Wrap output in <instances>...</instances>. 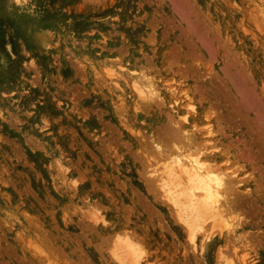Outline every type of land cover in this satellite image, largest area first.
Instances as JSON below:
<instances>
[{"label":"rangeland","instance_id":"rangeland-1","mask_svg":"<svg viewBox=\"0 0 264 264\" xmlns=\"http://www.w3.org/2000/svg\"><path fill=\"white\" fill-rule=\"evenodd\" d=\"M109 63L143 72L159 96L141 99L127 76H108ZM189 101V124L222 127L214 163L246 178L227 184L236 233L211 217L190 227L157 183L177 144L169 127L188 125ZM137 255L264 264V0H0V264H137Z\"/></svg>","mask_w":264,"mask_h":264},{"label":"bare ground","instance_id":"bare-ground-1","mask_svg":"<svg viewBox=\"0 0 264 264\" xmlns=\"http://www.w3.org/2000/svg\"><path fill=\"white\" fill-rule=\"evenodd\" d=\"M50 26V25H49ZM49 29V28H48ZM48 31V30H47ZM153 31V30H152ZM145 32V31H144ZM49 33V32H48ZM153 33V32H152ZM50 34V33H49ZM155 35V34H154ZM147 36L150 37V34H148ZM37 37L40 39V40H46L48 37H47V32L45 29L43 28H40L38 27L37 29ZM150 39V38H149ZM151 40V39H150ZM131 43V42H130ZM153 43V42H152ZM157 44V43H156ZM161 46V45H160ZM149 48V47H148ZM155 48V47H154ZM162 48V47H161ZM158 49V48H157ZM165 51V49H163ZM163 52V51H162ZM152 53H153V50H152ZM157 53V52H156ZM160 53V52H159ZM151 55V54H150ZM163 54H161L162 56ZM147 56V55H146ZM155 56V55H154ZM160 56V55H159ZM169 56V55H168ZM153 57V56H152ZM151 57V58H152ZM140 58V57H139ZM155 58V57H154ZM175 59V58H174ZM148 60V59H147ZM167 60V58H166ZM171 59L169 58V61ZM150 62V59L148 60ZM159 61V60H158ZM168 61V60H167ZM165 61V62H167ZM173 61V59H172ZM147 62V61H146ZM140 63V62H139ZM142 63V62H141ZM161 63V62H160ZM159 63V64H160ZM163 63V62H162ZM151 64V63H150ZM109 66H111V68H109L107 70V74L108 76H115L116 78H120L122 76H127L129 79L128 81L130 82L131 84V88L137 93L138 96H140L141 99L143 100H146V99H153V97H158L159 94H158V90H157V87L155 86V84L153 83L152 80H149L147 79V76L142 74V73H138V74H134L131 70H128V69H122L123 67L121 66L120 68L118 67H115L114 63H109L108 64ZM167 65V64H166ZM147 66V65H146ZM163 66V65H161ZM151 67V66H149ZM154 68V66L152 67ZM146 69V68H145ZM141 70V69H140ZM151 70V69H150ZM162 70V69H161ZM167 70V69H166ZM165 70V71H166ZM171 71V70H170ZM176 72V71H175ZM164 73V72H163ZM172 73V72H171ZM153 74V73H152ZM160 75V74H159ZM159 75H158V78H159ZM163 75V74H162ZM182 75H184L182 73ZM157 76V75H156ZM164 76V75H163ZM175 76V75H174ZM180 76V75H179ZM149 77V76H148ZM152 77V76H150ZM172 77V76H171ZM185 77V76H184ZM162 78V77H161ZM168 78V77H167ZM178 78V77H177ZM182 78V76H181ZM153 79V78H152ZM166 79V78H165ZM185 79V78H184ZM110 80V79H109ZM117 80V79H116ZM159 80V79H158ZM163 80V79H162ZM181 80V79H180ZM113 81V80H111ZM172 82V80H171ZM163 83H167V82H163ZM189 83V82H188ZM111 84V83H110ZM124 84V83H123ZM176 84V83H175ZM184 84V83H183ZM193 84V83H192ZM191 84V85H192ZM125 85V84H124ZM180 85V84H179ZM188 85V84H187ZM121 87V86H120ZM186 87V86H185ZM166 88V86H165ZM178 88V86H177ZM184 88V87H183ZM193 88V86H192ZM168 89L170 90V93H174L175 91V87H173L172 85H170L168 87ZM180 89V87H179ZM182 89V88H181ZM173 91V92H172ZM179 90H177L178 92ZM180 93H183L180 92ZM187 93V92H186ZM185 93V94H186ZM128 94V93H127ZM178 94V93H177ZM169 95V94H168ZM192 95V94H190ZM166 96V95H165ZM184 97V94L182 95ZM161 97V96H160ZM164 97V96H163ZM180 97V96H179ZM191 97V96H190ZM174 98V97H173ZM186 98V97H184ZM194 98V97H193ZM198 98V97H197ZM201 98V97H200ZM179 98H175L173 100V102L171 103H174L173 107L175 109L178 108V105H179ZM182 99V98H181ZM206 99V98H205ZM161 100V99H160ZM159 100V101H160ZM170 100V98H169ZM187 100V98H186ZM200 100V99H199ZM134 101V100H133ZM152 101V100H151ZM162 101V100H161ZM195 101V100H194ZM131 102V101H130ZM207 102V101H205ZM133 103V102H132ZM157 104V102H154ZM146 104V103H145ZM153 104V103H152ZM160 104V103H159ZM158 104V105H159ZM181 104V103H180ZM199 104V103H197ZM208 104V103H207ZM161 105H162V102H161ZM168 105V104H167ZM170 105V104H169ZM182 105V104H181ZM202 105V104H201ZM141 106H145L146 105H141ZM148 106V104H147ZM156 106V105H155ZM208 106V105H207ZM157 107V106H156ZM168 107V106H167ZM170 107V106H169ZM182 107V106H181ZM211 106H209L208 108H210ZM186 110L183 112V114H180V116L182 117V120L184 123H188V125L185 126V128H183L181 131L178 130L177 132V129H180L178 128V124H176L177 126L175 127L174 129V125H171L169 127V129H172L171 131L173 132H170L169 135L168 132L166 133V135L168 134L169 137H173V139L170 138V140H177V144H175V148H174V151L170 153V150L168 148V151L169 152L168 154L164 151V155L165 156V160L164 158L163 161L161 160V163L160 165H162V168L161 166H158L160 167L159 170H161V172L158 174L159 177L155 176L157 178V183L159 184L160 182V186L161 188L166 191V195L168 194L169 199L173 200L174 203H176L178 206H181L183 207L186 212H188V215L191 216V221L189 222V226L191 227L192 225H196V223L198 222V220L200 221V219L202 218H208V217H211V218H214V221H217L220 223V227L221 228H224L226 230H232L233 232L236 231L237 229V226H238V222L235 221L233 219V217L230 216V211H229V207H224L225 204L228 203V198H227V191H228V188H233L234 184H235V181L232 180L230 181L231 183H228L229 182V178L231 177L232 175V178H236V177H233L234 174H235V169H233V171H231L230 173H228L230 170L228 167H225V166H221L219 164H216L214 163L215 161L213 160V156L214 154L212 153H209L210 150H216L218 148L213 147L214 144L212 142V134H213V130H214V134L217 133L218 131L217 130H220L221 131V128L220 129H211V124H210V120L208 121H205L202 125V127L204 129H202L201 131L198 130L197 128L201 129L202 127H196L194 126L193 124H189L190 121H191V118L194 114V112H196V109L193 105V103L191 104L190 101L187 102L185 104V107H184ZM203 108V107H202ZM207 108V109H208ZM214 108V107H213ZM203 110V109H202ZM201 110V111H202ZM211 110V109H210ZM208 110V111H210ZM199 111V109H198ZM213 113L215 114L216 117H218V115H216L215 113V110L213 109ZM172 112V111H171ZM200 112V111H199ZM206 113H207V110H206ZM209 113V112H208ZM207 113V114H208ZM211 113V111H210ZM209 113V116H211ZM202 114V113H201ZM206 114L207 118L209 117L208 115ZM212 114V113H211ZM213 114V115H214ZM199 115V113H198ZM203 115V114H202ZM177 116V115H176ZM205 116V113L204 115ZM215 117V118H216ZM174 118V117H173ZM199 118V117H198ZM201 118V117H200ZM213 118V117H212ZM217 119V118H216ZM182 120L180 122H182ZM197 120V119H196ZM204 120V119H203ZM219 121H221V119H218ZM173 121V120H172ZM171 121V123L173 124V122ZM175 119L174 123H177ZM195 121V120H194ZM199 121V120H198ZM201 121V120H200ZM192 122V121H191ZM203 122V121H202ZM212 122V121H211ZM214 122V121H213ZM168 123V121H167ZM170 124V123H168ZM202 124V123H201ZM201 124H199L201 126ZM216 126L220 125V123L218 124L216 122L215 124ZM221 126V125H220ZM173 127V128H172ZM168 128V127H167ZM196 128V129H195ZM167 129V130H169ZM174 130V131H173ZM198 131H200V133H198ZM217 131V132H215ZM178 133V135H180L179 133L182 132L183 133V136H182V133H181V136L177 137L178 135H176V133ZM175 134V135H173ZM173 135V136H172ZM70 136V135H69ZM176 136V137H175ZM168 137V138H169ZM181 137V138H180ZM220 137V136H219ZM177 138V139H176ZM215 138V137H214ZM200 139V141H199ZM218 139V138H217ZM165 140V139H164ZM167 140V139H166ZM174 141V142H175ZM64 142V141H63ZM168 142V141H167ZM216 142V140H215ZM27 143V142H26ZM76 143V142H75ZM74 143V144H75ZM171 143V142H170ZM174 143H171V145H173ZM217 145V144H216ZM222 145V144H221ZM220 145V146H221ZM225 146V145H224ZM79 147V146H77ZM165 147V146H164ZM169 147V146H167ZM81 148V147H80ZM170 148L172 149L173 147L170 146ZM226 150H228V147L226 145ZM157 149L160 150L161 152L164 150V148H161L160 145H157ZM224 149V148H223ZM222 149V151H223ZM167 150V149H166ZM173 150V149H172ZM171 150V151H172ZM225 150V151H226ZM75 151V150H74ZM221 151V152H222ZM224 151V153H225ZM76 152V151H75ZM160 152V153H161ZM220 152V153H221ZM227 152V151H226ZM231 152V151H230ZM160 153H158L160 155ZM219 153V152H218ZM230 154V153H229ZM224 154H221V156H223ZM228 155V154H227ZM226 156V155H225ZM160 157V156H159ZM228 157V156H227ZM247 158V157H245ZM252 158V157H251ZM250 158V159H251ZM161 159V158H159ZM217 159V158H216ZM215 159V160H216ZM239 159H242V158H239ZM228 160V158H227ZM225 160L226 162H224L225 164L228 163V161L230 160ZM235 160V159H232V161ZM246 160V159H245ZM252 160V159H251ZM160 160H157L156 163H158ZM237 161V160H236ZM155 163V162H154ZM222 163V161L220 162V164ZM231 163V162H230ZM229 163V164H230ZM243 163V162H242ZM241 163V165L243 166V164ZM234 167V163H232ZM235 164H238V161L235 163ZM62 165V164H61ZM157 165V164H156ZM155 165V166H156ZM240 163L236 166H238V168L241 167ZM153 166V164H152ZM236 166L234 168H236ZM240 166V167H239ZM154 167V166H153ZM157 167V166H156ZM155 167V168H156ZM230 167V165H229ZM66 168V167H64ZM231 168V167H230ZM241 168H245V167H241ZM231 169V170H232ZM237 169V168H236ZM66 170V169H65ZM64 170V171H65ZM156 169L153 168V173H155ZM158 170V169H157ZM243 170V169H241ZM240 170V171H241ZM245 170V169H244ZM249 170V168H248ZM247 171V170H246ZM244 171V172H246ZM158 172V171H157ZM157 172L155 173L157 175ZM243 172V173H244ZM152 173V174H153ZM247 173V172H246ZM251 173V171H250ZM248 172V174H246L247 176H244L247 177V178H250L251 176H249L250 174ZM65 176V175H64ZM230 176V177H229ZM237 176V175H236ZM242 177V176H241ZM239 176H237V178H241ZM253 177V176H252ZM230 178V179H232ZM237 178L235 180H237ZM73 179V178H72ZM70 179V180H72ZM159 179V180H158ZM243 180H246V178L242 177ZM254 179V178H252ZM73 180H75L76 182V179L74 178ZM72 180V181H73ZM240 180V179H238ZM255 180V179H254ZM159 181V182H158ZM241 181V180H240ZM256 181V180H255ZM75 182L73 181V183L75 184ZM239 182V181H238ZM237 182V183H238ZM242 182V181H241ZM240 182V183H241ZM228 184V186H227ZM233 186L231 187L230 186ZM236 185V184H235ZM260 185V184H259ZM68 186V185H67ZM258 186V185H257ZM235 187V186H234ZM259 187V186H258ZM256 187V188H258ZM261 187V186H260ZM259 187V188H260ZM229 188V189H230ZM249 188V187H248ZM246 188V189H248ZM255 188V189H256ZM239 189V188H238ZM242 189V188H241ZM245 189V188H244ZM254 189V190H255ZM227 190V191H226ZM230 192H234L235 191V188L233 189V191L230 189L229 190ZM237 191V189H236ZM241 191V190H239ZM244 191V190H243ZM242 191V192H243ZM248 191V190H247ZM253 191V190H252ZM4 192V191H2ZM245 192V191H244ZM253 192H257V191H253ZM246 193V192H245ZM256 194V193H255ZM252 195V194H251ZM45 199V198H44ZM230 199V198H229ZM2 200V199H1ZM25 200V199H24ZM30 201V200H29ZM27 203V202H26ZM29 203V202H28ZM34 204V203H33ZM232 207V206H231ZM5 210V209H4ZM140 212V211H139ZM91 213V212H90ZM234 213V212H233ZM189 216V217H190ZM238 217H240L238 215ZM237 217V218H238ZM95 218L97 219V217L95 216ZM95 219V220H96ZM237 220V219H236ZM97 221V220H96ZM240 221V220H239ZM202 223V221H201ZM133 224V223H132ZM192 226V227H193ZM218 226V225H217ZM209 228V226H208ZM191 229V228H190ZM203 229V228H202ZM210 229V228H209ZM225 230V231H226ZM192 231V230H191ZM210 231V230H209ZM224 232V231H223ZM228 232V231H227ZM240 232V231H239ZM138 233V232H137ZM236 233V232H235ZM193 234V233H192ZM232 235V234H230ZM237 235V234H236ZM95 239V238H94ZM238 240V239H237ZM208 241V240H205V242ZM239 241V240H238ZM238 241L236 243H238ZM204 242V243H205ZM130 244V243H129ZM128 245V244H127ZM246 245V244H245ZM248 245V244H247ZM126 246V245H125ZM167 246V245H165ZM128 248V247H127ZM130 248V252L133 253V254H137L136 252V249L132 246H129ZM42 252V251H41ZM142 257V255H137L136 256V262L137 264L139 263L138 262V259H140ZM147 264V263H146Z\"/></svg>","mask_w":264,"mask_h":264}]
</instances>
